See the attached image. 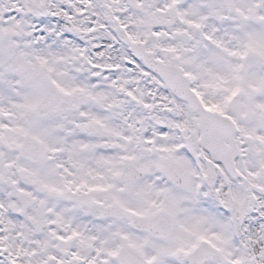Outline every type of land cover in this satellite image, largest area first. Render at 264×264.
I'll return each instance as SVG.
<instances>
[{
  "label": "snow or ice",
  "instance_id": "obj_1",
  "mask_svg": "<svg viewBox=\"0 0 264 264\" xmlns=\"http://www.w3.org/2000/svg\"><path fill=\"white\" fill-rule=\"evenodd\" d=\"M0 264H264V0H0Z\"/></svg>",
  "mask_w": 264,
  "mask_h": 264
}]
</instances>
